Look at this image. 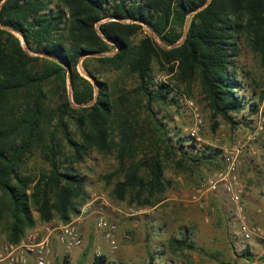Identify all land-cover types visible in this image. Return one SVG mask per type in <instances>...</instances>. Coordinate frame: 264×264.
I'll list each match as a JSON object with an SVG mask.
<instances>
[{"label": "trees", "instance_id": "trees-1", "mask_svg": "<svg viewBox=\"0 0 264 264\" xmlns=\"http://www.w3.org/2000/svg\"><path fill=\"white\" fill-rule=\"evenodd\" d=\"M144 26L154 38L133 43ZM241 38L264 69V0H58L54 9L50 0H0V224L6 225L8 242H19L35 225L33 211L44 223L55 216L66 223L77 212L85 180L72 165L64 166L63 143L75 162L89 150H110L116 132L123 155L136 149L137 130L123 110L129 99L113 100L108 84L86 62L79 72L80 60L96 59L134 76V92L149 103H166L171 91L167 84H153V63H173L177 81L198 80L213 115L232 123L230 114L245 107L235 65ZM49 85L62 92L56 109L48 104ZM71 123L80 140L73 138ZM36 152L48 171L24 175ZM161 155L157 149L141 164L147 178L138 176L139 168L128 171L115 184L117 197L124 199L128 190L138 196L147 191L150 198L161 193ZM169 245L193 248L186 238Z\"/></svg>", "mask_w": 264, "mask_h": 264}, {"label": "rangeland", "instance_id": "rangeland-1", "mask_svg": "<svg viewBox=\"0 0 264 264\" xmlns=\"http://www.w3.org/2000/svg\"><path fill=\"white\" fill-rule=\"evenodd\" d=\"M57 5L58 0H50L51 9ZM145 37L154 38L146 26L137 31L132 42L138 44ZM239 49L240 55L235 61L236 80L240 85L237 94L245 101V107L238 114H230L232 123L220 115H213L198 80L189 84L177 81L176 70H170L175 67L173 63V66L164 67L153 63V84H167L171 91L166 103H149L144 95L134 92L138 85L134 76L96 59L79 61V72L82 73L86 62L94 75L108 84L113 100L118 101L120 95L129 99L123 110L137 130L136 149L131 156L123 155L116 132L110 150H89L82 161L75 162L71 150L62 144L66 154L64 166L72 165L85 180V194L76 199L77 212L72 217L100 196L106 202L107 220L116 226L118 248L115 251L108 248L106 253L93 244L94 240L85 244L80 230L85 219L78 224L83 239L78 249L85 247L91 262L75 263L63 255L61 264H92L97 251L104 257L99 264H243L242 259H264V69L259 56L250 50L244 38L239 41ZM111 54L113 51L103 56ZM45 90L52 100H49V106L56 109L63 102L62 92L56 93L52 85ZM67 90L70 95L69 86ZM189 102L202 118L201 131L194 138L190 136L194 114ZM54 122L55 118L50 130ZM70 129L73 138L80 140L74 124L71 123ZM61 139L62 134L58 133L56 141ZM170 146L174 147L173 151ZM157 149L162 154L164 190L152 198L147 191L138 196L137 190H128L125 198L119 199L114 191L115 184L123 181L125 174L133 168H139L138 176L147 178L148 171L141 164ZM226 155L234 161V176L243 191L245 221L260 229L261 238L242 239L233 204L222 189L208 192L196 200L198 185L214 173L224 171ZM48 169L47 163L36 152L27 159L24 175L38 177ZM33 216L35 225L32 228H51L63 223L57 216L47 223L41 222L35 211ZM184 238L193 245L192 249L169 245L171 239L180 241ZM4 242H8V233L6 225L0 224V244Z\"/></svg>", "mask_w": 264, "mask_h": 264}, {"label": "built area", "instance_id": "built-area-1", "mask_svg": "<svg viewBox=\"0 0 264 264\" xmlns=\"http://www.w3.org/2000/svg\"><path fill=\"white\" fill-rule=\"evenodd\" d=\"M193 110L194 121L190 128V136L196 137L202 128V118L192 102L188 103ZM224 171L214 173L203 183H200L195 191L196 200L204 194L222 189L233 204V212L240 222V235L243 240L261 238L260 229L245 221V210L242 204L243 191L236 182L234 176V161L226 155ZM106 202L97 196L80 209V212L66 223H60L54 227H34L17 243L4 242L0 244V264H52L53 240L61 244L65 252L79 248L83 244L78 224L89 217H94L96 229L103 232V237L108 243L109 249L115 251L118 243L115 239L116 226L107 220L105 211ZM97 251L96 257H100ZM251 264H258L252 262Z\"/></svg>", "mask_w": 264, "mask_h": 264}, {"label": "crops", "instance_id": "crops-1", "mask_svg": "<svg viewBox=\"0 0 264 264\" xmlns=\"http://www.w3.org/2000/svg\"><path fill=\"white\" fill-rule=\"evenodd\" d=\"M92 221H93V224H92ZM80 230H81V233L83 234L85 244L88 245L90 244L91 240H94L93 242L94 245H97V247H101L102 250H106V253L108 252V248H109L108 243L105 240V238L101 235V231L96 229L94 218L92 217L87 218L86 221L82 224ZM93 234L95 235L92 239ZM84 248L82 249L75 248L71 250L70 252H64L62 247L56 242V239H54L53 240L54 255L52 259L53 260L52 264H61L63 255H65L66 257H69L68 259H71L72 262H75V263L82 262V261H85L87 263L91 262L90 260L91 257L90 255H87L86 250ZM241 261L243 264H251L252 262H257L258 264H264V259H246V260L242 259Z\"/></svg>", "mask_w": 264, "mask_h": 264}]
</instances>
